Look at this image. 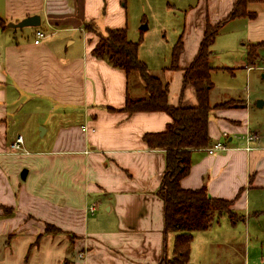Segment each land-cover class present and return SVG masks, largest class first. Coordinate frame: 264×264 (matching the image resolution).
<instances>
[{"label":"crops","instance_id":"1","mask_svg":"<svg viewBox=\"0 0 264 264\" xmlns=\"http://www.w3.org/2000/svg\"><path fill=\"white\" fill-rule=\"evenodd\" d=\"M191 1L181 12L178 68L164 73L174 107L180 98L196 104L194 89L182 86L183 72L206 25L226 19L237 0ZM121 5L124 0H0L6 25L1 33L8 23L40 17L38 27L11 32L0 50V264H162L171 257L174 234L164 233L163 202L155 194L165 152L144 141L146 134L164 132L171 117L164 111H122L127 97L147 96L144 84L143 96L133 98L131 74L91 53L106 30L126 29ZM245 10L254 18L226 20L208 58L210 77L224 73L232 79L213 83L217 101L213 87L209 93L210 106L233 101L208 115L207 147L218 142L226 148L213 154L206 147L193 150L189 173L180 180L183 189L204 187L212 198L233 201V210L244 213L234 212L241 220L250 192L264 190V114L252 122L250 96L238 88V75L248 82L251 72H264V1ZM38 30L44 37L34 43ZM17 95L34 96L35 118L51 115L49 141L34 152L23 147L21 134L8 131ZM255 108H264V100ZM18 136L24 152L10 154ZM46 225L60 233L45 234Z\"/></svg>","mask_w":264,"mask_h":264},{"label":"trees","instance_id":"2","mask_svg":"<svg viewBox=\"0 0 264 264\" xmlns=\"http://www.w3.org/2000/svg\"><path fill=\"white\" fill-rule=\"evenodd\" d=\"M264 0H237L226 19L215 26L206 25L198 52L191 64L184 70L182 86L194 89L196 104L189 105L180 98L178 106L168 104V87L159 78L150 75L146 65L137 57L138 43L127 39L126 29H108L100 36L91 50L94 57L105 59L111 66L122 69L126 76L137 73L144 84L147 96L132 100L126 98L122 111L133 112L164 111L172 122L161 133L146 134L144 141L150 149H161L165 152V169L156 196L163 202L164 233H173L172 254L162 264H187L193 234L210 229L220 217L226 215L230 221H236L232 210L233 201L212 198L204 187L199 189H183L180 180L190 170V154L193 150L209 145L208 115L217 107L233 106V101L210 106L209 93L212 90L208 58L216 37L224 22L230 18L247 16L254 18L255 13H248V3H260ZM0 27L6 28L0 19ZM87 29L92 30L90 25ZM258 45H249V53L253 54ZM182 49L180 39L172 49L170 68L176 69L178 56ZM45 234L60 233L52 225L45 226ZM39 236L36 239L38 240Z\"/></svg>","mask_w":264,"mask_h":264},{"label":"rangeland","instance_id":"3","mask_svg":"<svg viewBox=\"0 0 264 264\" xmlns=\"http://www.w3.org/2000/svg\"><path fill=\"white\" fill-rule=\"evenodd\" d=\"M191 2L193 1L124 0V6H119L127 21V26H125L127 39L138 43V59L147 66L150 75L159 78L163 83H166L164 75L166 68L172 69L170 68L171 53L181 30V12L186 9L187 5H192ZM143 23L147 25L145 30L140 29ZM14 31L19 35L21 31H28V28H8L5 33H1L0 30V50L9 43V35ZM262 73L264 72L258 70L251 72L248 82L238 75L240 92L244 96H250L252 122L258 120L257 116L264 114V108H255L258 101L264 100ZM209 80L213 86V83L225 84L232 79L229 75L217 73L212 75ZM137 85L141 87V90L136 88ZM140 91L141 93L144 91L143 83L138 74L132 73L129 78V93L135 94L133 98H136L143 96L140 95ZM214 91L217 93V89L212 90V97ZM30 97L24 99L17 95L16 98L19 99L15 101L14 105H10L12 108L10 110L15 112V119L8 131L11 136L21 134L25 142L23 147L34 152L47 145L49 141L52 129L47 123V116L49 119L51 115L35 118L37 114L34 113L36 111L34 108H36L37 100H32L34 96ZM10 98H12V102L13 96L8 100ZM213 100L217 101L218 97L214 96ZM19 107L21 111L20 109L17 111ZM46 127L48 130L45 135H43L44 133L40 135V129L45 130ZM8 151L10 154L19 153L14 152L10 146ZM237 211L241 212L239 209ZM237 211L233 210L238 215L243 213ZM172 237L174 238V236ZM172 241L173 239L170 241L168 250L173 245ZM190 249L191 256L189 255L187 264H264V190L250 192L249 208L243 220L237 218L233 222L226 215L220 217L217 224H214L210 229L194 235Z\"/></svg>","mask_w":264,"mask_h":264},{"label":"built area","instance_id":"4","mask_svg":"<svg viewBox=\"0 0 264 264\" xmlns=\"http://www.w3.org/2000/svg\"><path fill=\"white\" fill-rule=\"evenodd\" d=\"M44 37V32L42 30H38L37 32H35V35H34V43H38L39 40H41L42 38ZM248 140H250V138H248ZM22 137L21 136H18L14 141L13 143L10 145L11 149L14 151V152H24L23 151V148H22ZM226 147L225 145L221 144V143H213L212 145H210L209 147H206L205 148V151L208 153V154H213L217 151H221V150H224ZM247 149V148H246ZM94 210V206L92 205L90 208H89V211H93Z\"/></svg>","mask_w":264,"mask_h":264},{"label":"water","instance_id":"5","mask_svg":"<svg viewBox=\"0 0 264 264\" xmlns=\"http://www.w3.org/2000/svg\"><path fill=\"white\" fill-rule=\"evenodd\" d=\"M40 25V17L38 15H33L30 17H26L24 19H22L21 21L17 22V23H8L7 27L8 28H13V29H22V28H27V27H31V28H36ZM147 28V25L144 23L141 25L140 29L145 30ZM44 133V129H40V135H42ZM25 175H26V169H23L20 173V177L22 179H25Z\"/></svg>","mask_w":264,"mask_h":264}]
</instances>
